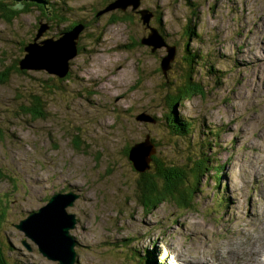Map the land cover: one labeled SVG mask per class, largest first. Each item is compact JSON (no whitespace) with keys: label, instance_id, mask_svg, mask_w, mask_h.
<instances>
[{"label":"rangeland","instance_id":"obj_1","mask_svg":"<svg viewBox=\"0 0 264 264\" xmlns=\"http://www.w3.org/2000/svg\"><path fill=\"white\" fill-rule=\"evenodd\" d=\"M48 1L45 11L57 10L65 24L89 25L68 57L67 80L42 67L46 54L41 68L0 83V264H57L15 228L56 193L77 196L66 208L77 220L70 228L75 264L148 257L230 264L236 254L264 264V0H139L135 10L107 9L116 0ZM62 2L70 6L66 14ZM139 10L151 14L147 25ZM40 20L33 6L9 23L0 19V73L23 57ZM71 26L54 20L37 40L59 38ZM151 28L161 30L165 46L140 42ZM167 46L174 47L172 60ZM188 83L195 93L168 95ZM33 96L42 118L23 111ZM170 106L186 135L170 133ZM140 114L154 121L136 119ZM147 134L166 165L188 172L208 160L187 208L164 201L148 211L140 204V174L123 148Z\"/></svg>","mask_w":264,"mask_h":264},{"label":"water","instance_id":"obj_2","mask_svg":"<svg viewBox=\"0 0 264 264\" xmlns=\"http://www.w3.org/2000/svg\"><path fill=\"white\" fill-rule=\"evenodd\" d=\"M22 2L23 0H16ZM33 1L37 4H42L48 8V0H27ZM116 0L112 2L107 9H125L127 5L131 4L132 9H136L139 6V0H133L129 3L128 0ZM98 11L96 16L101 15L106 11ZM49 15V12H47ZM141 14L142 22L147 25L151 14L147 10H139ZM47 22L39 23V31L36 32L23 48L24 55L18 61L20 70H36L41 68L38 64V59L41 57L46 63L42 67L47 71L53 72L58 77L63 78L69 71L68 57H72L78 51V41L80 38V32L84 25L81 22L76 23L71 28L65 30L62 36L59 38H44L41 42L37 39L39 35L49 29ZM41 28V29H40ZM37 29V30H38ZM45 34V33H44ZM143 44L150 46H165L164 37L159 35L156 28H151L148 36L143 37L140 41ZM42 43V44H41ZM168 56L172 60L175 53L174 47L167 46ZM71 53L66 56L64 53ZM61 58L62 65L56 66L51 64L53 58ZM48 59V61H46ZM34 61V62H33ZM166 62V59H164ZM168 67V65H167ZM136 119L154 121V118L148 117L144 114L136 116ZM156 153L154 142L151 141L150 136L147 134L142 141L133 144L130 148L129 159L133 162L134 167L138 171H144L149 167V163L152 155ZM70 194V195H68ZM77 196L72 193H56L49 202L39 208L36 211H28L26 217L21 219L19 223L15 224V227L23 232L24 236H27L31 241L37 244L39 250L47 259L56 261L57 264H75L77 261L76 251L74 249L75 239L70 235V228L75 222L72 221L71 215L67 213L66 208L73 205ZM43 224L42 229H39V224ZM29 248L28 245H26Z\"/></svg>","mask_w":264,"mask_h":264},{"label":"trees","instance_id":"obj_3","mask_svg":"<svg viewBox=\"0 0 264 264\" xmlns=\"http://www.w3.org/2000/svg\"><path fill=\"white\" fill-rule=\"evenodd\" d=\"M32 6L40 10V15L44 17L43 21L40 20L38 22L37 27L39 26L40 22L50 21L52 23L54 20H56L55 18H59V19L62 18L61 17L62 15L54 10H50V11H52V16L55 18H53L52 16L49 17L48 13L45 11L47 10V8L44 7L42 4L40 5L34 2L32 3L25 1L18 2L16 0H0V19L4 22L9 23L14 19H16L22 12L28 11ZM137 15L139 17V14ZM118 16L119 15H117V17ZM127 18H129V14H127ZM117 19L112 18L110 22L117 23L118 22ZM56 21L59 22L60 24H63L65 27L67 26L69 27L72 25L71 22L65 24L67 20H59V21L56 20ZM157 23L159 24L160 21H157ZM160 31L161 30H159V33L161 34ZM164 40L166 41L165 38ZM25 43L26 42H22V45L24 46ZM20 72H24V70L19 69V63L17 62V60H15L12 63L10 69H7V71L0 73V83L6 82V80L9 79L8 77H10L12 73H20ZM186 78L188 81L190 80L189 77ZM58 79L65 81L68 79V77H64V78L57 77V80ZM193 87H196V85L191 83H188L187 86L178 87L177 89L173 87L171 91H175V92L173 93L170 92L168 93V95L170 94L172 96V97L170 96L171 98L173 97L184 98L186 96L195 93L193 92L194 90L191 89ZM202 88H203L202 85L199 84V86H197L195 91H202ZM30 104L31 106L24 107L23 111L29 112L35 118H42L44 114H43L40 98L38 96H33L30 100ZM169 104L170 103L168 101V105ZM174 107L175 106L171 108L170 106L171 110L169 109V113H168L170 117L169 120H171V123L168 124L170 133L175 134L176 136L186 135L185 131L187 130L188 127L183 125L182 120H180V123L178 122L179 118L175 115V112H173ZM150 139L152 142H154V140L151 137ZM132 145H126L123 148V153L126 159L128 160V162L131 163L132 168L140 174L137 179V182L139 183L137 187V197L139 198L140 204H142V206H145L148 211L153 208H156L159 204H161L164 201H171L182 208H187L188 205L191 204V201L197 195L196 193H198V190L200 189L199 186L202 178L207 174L206 171H208V167H207L208 160L201 159V162L199 164H196L193 167H188V172H186L187 171L186 169H182L178 165H173V164L166 165L156 153L152 155L149 163V167L146 168L144 171H138L134 167L133 162L129 159L130 148L132 147ZM143 261L145 263L141 261L140 264H158L153 257L151 258L148 257L147 259L143 258Z\"/></svg>","mask_w":264,"mask_h":264},{"label":"bare ground","instance_id":"obj_4","mask_svg":"<svg viewBox=\"0 0 264 264\" xmlns=\"http://www.w3.org/2000/svg\"><path fill=\"white\" fill-rule=\"evenodd\" d=\"M71 27H72V26H71ZM71 27H70V28H71ZM156 29L158 30V28H156ZM83 30H85V27H83L82 31H83ZM82 31H81V32H82ZM81 32H80V34H81ZM158 33H159V30H158ZM159 35L164 36L162 33H161V34L159 33ZM74 55H76V53H75ZM74 55H73V56H74ZM73 56H72V57H73ZM72 57H71V58H72ZM71 58H70V59H71ZM52 196H53V195H52ZM52 196H51V197H52ZM49 200H50V199H49ZM44 207H45V206H44ZM40 208H41V207H40ZM37 210H38V209H37ZM70 217L72 218V221H74L75 224H76V223H77V220H76L75 216H74V215H71ZM39 226L41 227V228H39V229H42V227H43L42 222H41V224H39ZM254 226H255V225H254ZM263 227H264V226H263ZM249 235H250V234H249ZM247 236H248V235H247ZM248 237H249V236H248ZM255 240H256V239H255ZM259 240H260V239H259ZM256 241H257V240H256ZM262 241H263V239H262ZM248 243H250V242H248ZM249 246H250V245H249ZM262 246H263V245H262ZM261 248H262V247H261ZM232 249L235 250V248H231L230 250H232ZM254 249H255V248H254ZM257 251H258V250H257ZM257 251H256V252H257ZM235 252H236V251H235ZM251 252H252V250H251ZM249 253H250V251H249ZM240 255H241V254H240ZM260 255H261V253H260ZM76 256H77V253H76ZM199 256H200V255H199ZM247 256H248V255H247ZM256 256H258V255H256ZM221 257H224V256H221ZM249 257H250V256H249ZM225 258H226V257H225ZM254 258H255V257H254ZM262 258H263V257H262ZM196 259H197V258H196ZM231 259H234V260H231ZM231 259L228 261L230 264H250L249 262L247 263L246 260L241 259L240 256H239L238 254H236L235 257H234V258H231ZM248 259H249V258H248ZM248 259H247V260H248ZM197 260H198V259H197ZM200 260H201V259H200ZM227 260H228V259H227ZM204 261H206V260H204ZM249 261H250V260H249ZM200 262L203 263L202 261H200ZM250 262H252V261H250ZM255 262H256V261H255ZM258 262H259V261H258ZM261 262H262V261H261ZM255 264H256V263H255Z\"/></svg>","mask_w":264,"mask_h":264},{"label":"flooded vegetation","instance_id":"obj_5","mask_svg":"<svg viewBox=\"0 0 264 264\" xmlns=\"http://www.w3.org/2000/svg\"><path fill=\"white\" fill-rule=\"evenodd\" d=\"M62 4L65 6V14L66 13H68L69 12V9H70V6H69V4L67 3V2H62ZM52 10H53V8H52ZM54 11H57V10H54ZM48 12H49V17L50 16H52V11H50V10H48ZM58 12V11H57ZM105 13H102L101 15H99V16H96L95 18H99V17H101V16H103ZM53 17V16H52ZM62 18L61 19H59V18H55V17H53V18H55L56 20H67L66 19V17L65 16H61ZM41 18L42 19H44V17L43 16H41ZM69 22H71L72 23V25L73 24H76V23H78V22H81V23H83V25L84 24H88L89 23V21L87 20V19H81L80 21H79V19H72L71 21H69ZM48 23V25L50 26L49 27V29L51 28V22L49 21V22H47ZM86 25H84V27L86 28ZM63 27V26H62ZM63 29V28H62Z\"/></svg>","mask_w":264,"mask_h":264},{"label":"clouds","instance_id":"obj_6","mask_svg":"<svg viewBox=\"0 0 264 264\" xmlns=\"http://www.w3.org/2000/svg\"><path fill=\"white\" fill-rule=\"evenodd\" d=\"M156 154V153H155ZM19 223V222H18ZM16 228V227H15Z\"/></svg>","mask_w":264,"mask_h":264}]
</instances>
